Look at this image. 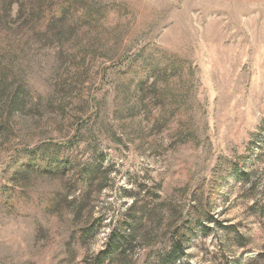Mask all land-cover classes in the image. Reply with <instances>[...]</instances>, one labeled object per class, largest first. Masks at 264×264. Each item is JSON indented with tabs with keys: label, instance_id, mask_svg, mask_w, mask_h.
Wrapping results in <instances>:
<instances>
[{
	"label": "rangeland",
	"instance_id": "374dc122",
	"mask_svg": "<svg viewBox=\"0 0 264 264\" xmlns=\"http://www.w3.org/2000/svg\"><path fill=\"white\" fill-rule=\"evenodd\" d=\"M81 1L94 22L73 54L0 38V264H87L131 193L182 217L206 205L174 264H264V0ZM39 159L69 165L23 171ZM91 164L101 190L75 181Z\"/></svg>",
	"mask_w": 264,
	"mask_h": 264
},
{
	"label": "trees",
	"instance_id": "16d2710c",
	"mask_svg": "<svg viewBox=\"0 0 264 264\" xmlns=\"http://www.w3.org/2000/svg\"><path fill=\"white\" fill-rule=\"evenodd\" d=\"M14 6L16 12L13 16ZM92 22L94 16L89 8H84L81 0H0V38L6 33L20 40L31 39L41 44L56 42L58 48L64 51L68 49V42L78 30ZM68 50L67 53L73 54L72 48ZM1 56L4 55L0 53V91L3 92L4 82L12 74V70ZM139 90L138 86L136 93ZM22 98L21 91L7 96L5 109L9 111V107H18ZM68 165L67 160L50 164L39 159L26 165L23 171L51 175L63 173ZM103 171L98 165H88L76 171L75 181L84 190L97 182V190H101L105 187L99 182V174ZM142 192L146 196L149 194L147 188H143ZM130 196H133V199L124 217L109 228L103 247L87 264H129V255L143 249L148 250L146 252L150 254L147 264H174L186 253L191 235L198 229L205 228L204 220L211 219L204 213L205 204L195 207V211L192 209L191 213L195 212L194 215L189 213L182 217L181 214L175 215L171 214L172 212L163 213L153 201L140 204L134 193ZM223 226L225 229L233 228ZM83 232V239L94 233L90 227L85 228ZM239 238L240 236L236 237L237 240ZM262 258L264 253L258 254L255 261ZM234 264H238V261Z\"/></svg>",
	"mask_w": 264,
	"mask_h": 264
}]
</instances>
